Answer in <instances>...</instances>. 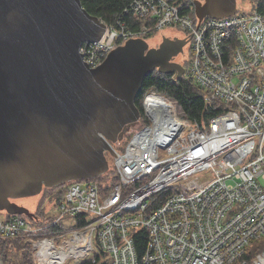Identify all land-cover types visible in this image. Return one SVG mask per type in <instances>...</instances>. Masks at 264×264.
<instances>
[{"label":"built area","instance_id":"obj_1","mask_svg":"<svg viewBox=\"0 0 264 264\" xmlns=\"http://www.w3.org/2000/svg\"><path fill=\"white\" fill-rule=\"evenodd\" d=\"M130 9L142 23L108 26L83 45L88 66L131 39L179 27L191 43L190 75L219 112L191 125L149 90L144 119L120 142L125 151L113 145V166L67 183L52 216L5 213L0 240L31 245L29 264H264V8L201 23L170 0H135Z\"/></svg>","mask_w":264,"mask_h":264},{"label":"water","instance_id":"obj_2","mask_svg":"<svg viewBox=\"0 0 264 264\" xmlns=\"http://www.w3.org/2000/svg\"><path fill=\"white\" fill-rule=\"evenodd\" d=\"M199 23L238 13V0H195ZM108 25L81 0H0V212L36 219L16 201L102 177L107 153L142 117L148 76L182 78L188 38L127 41L97 68L81 54Z\"/></svg>","mask_w":264,"mask_h":264},{"label":"trees","instance_id":"obj_3","mask_svg":"<svg viewBox=\"0 0 264 264\" xmlns=\"http://www.w3.org/2000/svg\"><path fill=\"white\" fill-rule=\"evenodd\" d=\"M83 6L93 15L98 16L108 26H115L120 28V25L125 23L131 29H137L139 21L133 18V12L131 11V5L135 0H81ZM173 4H176L182 13L191 14L194 18L195 0H170ZM261 9L264 8V0H259ZM155 89L158 93L166 95L172 101V104H176L182 111L181 114L185 115V118L190 121L208 120L216 115L219 110L216 109L214 103L206 102V92L195 83L191 77L188 67L185 75L177 79L174 75H164L155 71L152 75L148 76L144 83V90L137 101V105L141 111L142 119H144L143 112V99L146 93ZM64 185L57 188H62ZM44 189L53 191L54 189ZM46 194V195H47ZM61 195V194H60ZM40 209V208H39ZM38 209V210H39ZM37 215H41L40 211H36ZM136 248L139 257L144 255L147 248V233L142 231L135 237ZM18 247V251H14L12 248ZM31 245L26 243L22 239L14 240H0V257L2 255V261L4 264H25L31 261ZM97 264H110L105 258L98 257ZM80 264H95L92 260H85Z\"/></svg>","mask_w":264,"mask_h":264},{"label":"rangeland","instance_id":"obj_4","mask_svg":"<svg viewBox=\"0 0 264 264\" xmlns=\"http://www.w3.org/2000/svg\"><path fill=\"white\" fill-rule=\"evenodd\" d=\"M258 3H259V0H238V14L244 15V16H251L257 9ZM163 37L182 39V38L187 37V33L179 27H173V26L165 27L161 29L160 31L155 32L151 34L150 36H148L146 40L148 41L151 47H156L162 41ZM190 58H191V43L189 42L186 45L184 52L178 56L177 61L180 62L187 69V67L190 65ZM120 144L121 143L119 142L115 144V146L120 152H124L126 141L123 142L121 145ZM106 156H107L109 165L112 167L113 162H114L113 155L111 153H107ZM262 183L264 185V181ZM65 185L67 186V184ZM63 187L54 189L53 191H50L48 194H47L48 191L43 190V192L39 196L19 199L18 200L19 204L27 207L32 212L40 211L46 216L47 215L52 216L55 214V210H56L55 205H56L59 195L65 192L64 190L65 187L64 188ZM4 215H5V212H0V218ZM12 249L14 251L19 250L18 247H14ZM1 258H2V255L0 257V260L2 261ZM32 258H33V248L31 249V259ZM1 264H4L3 261ZM11 264H15V263H11ZM20 264L22 263L20 262ZM69 264H72V263H69Z\"/></svg>","mask_w":264,"mask_h":264},{"label":"bare ground","instance_id":"obj_5","mask_svg":"<svg viewBox=\"0 0 264 264\" xmlns=\"http://www.w3.org/2000/svg\"><path fill=\"white\" fill-rule=\"evenodd\" d=\"M175 6L178 8V9H180L176 4H175ZM159 45V44H158ZM152 90H154V91H156L155 89H152ZM157 92V91H156ZM158 93V92H157ZM160 94V93H159ZM160 103L161 104H163V102L160 100ZM169 106H170V109L173 111V109L175 108V106L172 104V102H170L169 103ZM143 112H144V110H143ZM188 121V123L189 124H193V122L192 121H190V120H187ZM82 263V262H81ZM27 264H29V263H27ZM80 264V263H79Z\"/></svg>","mask_w":264,"mask_h":264},{"label":"flooded vegetation","instance_id":"obj_6","mask_svg":"<svg viewBox=\"0 0 264 264\" xmlns=\"http://www.w3.org/2000/svg\"><path fill=\"white\" fill-rule=\"evenodd\" d=\"M178 58V57H177ZM177 58H175V61H177ZM178 62V61H177ZM18 204H19V201H16ZM34 212V211H33ZM34 213H36V212H34Z\"/></svg>","mask_w":264,"mask_h":264}]
</instances>
